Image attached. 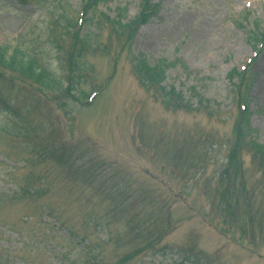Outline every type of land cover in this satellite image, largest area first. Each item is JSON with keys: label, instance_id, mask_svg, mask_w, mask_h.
<instances>
[{"label": "rangeland", "instance_id": "obj_1", "mask_svg": "<svg viewBox=\"0 0 264 264\" xmlns=\"http://www.w3.org/2000/svg\"><path fill=\"white\" fill-rule=\"evenodd\" d=\"M17 3L0 0V47L35 48L59 86L44 90L0 69V101L9 109L0 111V264H84V253L98 249L100 263L113 264L135 246L125 238L130 221L141 228L158 223L167 232L154 252L128 264H198V257L264 264V220L255 212L264 208L261 173L244 160L254 243L224 223L214 193L236 114L238 79L229 72L254 56L249 40L256 24L264 31V0H153L156 11L130 49L98 24L101 15L116 20L122 8L123 22L133 20L140 0H103L82 27L95 51L81 57L78 88L69 95L49 26L76 21L80 0ZM133 56L152 66L177 62L162 86L194 109L201 98L216 112L166 109L159 92L139 83ZM246 75L250 138L264 146V48ZM45 147L54 156L44 159ZM24 189L44 195L20 197ZM112 207L117 217L108 223Z\"/></svg>", "mask_w": 264, "mask_h": 264}, {"label": "trees", "instance_id": "obj_2", "mask_svg": "<svg viewBox=\"0 0 264 264\" xmlns=\"http://www.w3.org/2000/svg\"><path fill=\"white\" fill-rule=\"evenodd\" d=\"M20 5H29L37 0H18ZM101 0H83L84 12H93L96 6ZM150 0H144L141 6L140 16L127 24H121L118 22H111L109 25L116 38L123 37V47L129 48V43L132 40L138 27L148 22L152 8L155 6L149 4ZM56 25L52 31L56 35L54 45L65 54V61L68 67V87L66 92L68 95L74 90V87L78 85L73 84L72 74L80 72L81 55L89 47L88 37H80L78 29L73 34L71 30L75 28L76 24L66 20V26H60L58 21H55ZM27 50L21 51V49H15L10 51L8 48L0 47V69L10 72L17 78H22L27 82L37 84L42 88L48 90L51 88L53 79L51 75L46 72L39 64L41 59L38 54H28ZM42 56V54H40ZM136 65L134 67L135 75L139 83L146 90H154L156 93L159 92L162 95V104L168 110H191L188 104H185L181 93L175 92L173 88L166 91L161 83L165 80V72L168 68L175 66V63L158 62L154 66H149L141 58H134ZM0 71V81L4 80L5 73ZM79 75V74H78ZM238 75L240 76V82L237 86V117L234 119L233 127L231 131V138L229 141V148L225 159V165L220 173V178L217 185L214 188L213 196L218 202V210L223 215L226 222L238 227L241 231V238L254 236L251 232L254 227V221L252 218L253 206L251 205V197L247 191V182L244 173V159L248 158L249 163L261 173L264 178V146L256 144L255 141L249 138L252 131L248 124L249 112H248V100L247 94L249 90L248 77L246 73L238 74L235 71L229 76ZM77 83V82H76ZM78 88V87H77ZM200 109L206 114H213L212 109L208 104H205L201 99L199 100ZM245 107L241 109L240 107ZM1 112L5 115L9 114V109L4 106V103L0 101ZM44 159H49V156H54L56 150L51 147H45ZM59 161L65 160V155L57 157ZM69 159V158H68ZM67 159V160H68ZM61 167L71 171L72 168H68L65 165L58 164ZM33 195L39 197L44 195L41 191L31 192L24 189L20 197H32ZM261 216V215H260ZM128 225L130 232V243L135 246H131L128 252H125L114 264H128L137 258L141 257L146 252H154L160 245L164 234L167 232L166 227L162 229V226L158 223L148 225L141 228L140 223L133 226ZM148 225V226H147ZM258 232H261V222L259 223ZM250 230V231H249ZM49 233V232H47ZM45 235V234H44ZM259 234H257L258 236ZM36 244V243H33ZM90 252V251H89ZM98 253V252H97ZM97 253L84 255V264H101ZM194 258V257H193ZM195 259V258H194ZM196 260V259H195ZM200 264H206L202 259L196 260Z\"/></svg>", "mask_w": 264, "mask_h": 264}]
</instances>
